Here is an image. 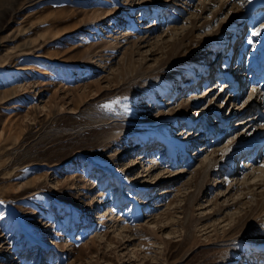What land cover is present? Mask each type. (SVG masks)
Here are the masks:
<instances>
[{
    "label": "rangeland",
    "instance_id": "1",
    "mask_svg": "<svg viewBox=\"0 0 264 264\" xmlns=\"http://www.w3.org/2000/svg\"><path fill=\"white\" fill-rule=\"evenodd\" d=\"M239 64L264 0H0V264H264Z\"/></svg>",
    "mask_w": 264,
    "mask_h": 264
},
{
    "label": "bare ground",
    "instance_id": "2",
    "mask_svg": "<svg viewBox=\"0 0 264 264\" xmlns=\"http://www.w3.org/2000/svg\"><path fill=\"white\" fill-rule=\"evenodd\" d=\"M240 57V56H239ZM214 64V63H213ZM212 64V65H213ZM218 68V67H217ZM251 70V67H248V65L247 66H245V65H243V64H239L238 65V67H237V72L239 73V74H237V76H242V77H247L246 76V74L247 73H249V71ZM252 72V71H251ZM249 75H250V73H249ZM248 75V76H249ZM236 78V77H235ZM243 79V78H242ZM239 80V79H238ZM233 82H235V80L233 81ZM232 82V83H233ZM241 82H242V80H241ZM250 85H249V88L251 89V92H250V98H249V101H246L245 103H243V105H242V108L243 107H245V106H247L248 104H250V103H252L251 104V107H256V108H259L260 106L261 107H264V87H263V84L261 85V83H259V80H258V78H257V76H253V74L252 75H250V83H249ZM243 87V86H242ZM240 88V86L238 87V91H237V94L238 95H242L243 93H244V91L245 90H242L241 88ZM237 89V88H236ZM251 109V108H250ZM261 113V112H260ZM259 116H262L261 114L259 115ZM263 117V116H262ZM263 119V118H262ZM236 123H238V124H242V122H236ZM222 129H226V126L225 127H222ZM248 148H250V147H248ZM248 148H246V149H248ZM162 150V149H161ZM232 150V149H231ZM251 153V152H250ZM161 154V153H160ZM159 154V155H160ZM158 155V156H159ZM156 156V154L155 155H152V157H150V158H154ZM157 156V157H158ZM251 156V155H250ZM156 157V158H157ZM160 157V156H159ZM258 157V156H257ZM140 158H143V156L141 157L140 156ZM261 157L259 156L258 157V159H255V162H261L263 159L261 158ZM150 160V159H149ZM153 160V159H152ZM151 160V161H152ZM155 160H157V159H155ZM254 162V161H253ZM149 163H150V161L148 162V163H146L147 164V166H149ZM159 164H161V163H159ZM261 165L262 164H260V166H255V164L254 163H251L250 165H249V159H248V163H247V165L246 166H249V171H247V169H244L245 171H244V177H243V181H244V183H248V184H250V183H260L263 179H264V167H261ZM157 166V165H156ZM155 165H154V167H156ZM243 166H244V164H243ZM150 167V166H149ZM158 167V166H157ZM156 169V168H155ZM259 171H262V174H257V172H259ZM232 173H237V170L236 171H234V172H232ZM234 175H236V174H234ZM238 175V174H237ZM240 181H242L241 179H240ZM166 192V191H165ZM109 202H111V201H109ZM164 227H166V225L164 224L163 225ZM156 228H158V227H155L154 229H156Z\"/></svg>",
    "mask_w": 264,
    "mask_h": 264
},
{
    "label": "snow or ice",
    "instance_id": "3",
    "mask_svg": "<svg viewBox=\"0 0 264 264\" xmlns=\"http://www.w3.org/2000/svg\"><path fill=\"white\" fill-rule=\"evenodd\" d=\"M255 34L259 35V30H257V32ZM261 167H264V164H262Z\"/></svg>",
    "mask_w": 264,
    "mask_h": 264
}]
</instances>
